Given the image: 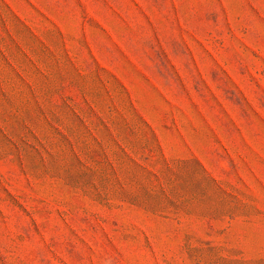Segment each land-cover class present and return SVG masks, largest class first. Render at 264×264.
<instances>
[{
	"label": "rangeland",
	"instance_id": "rangeland-1",
	"mask_svg": "<svg viewBox=\"0 0 264 264\" xmlns=\"http://www.w3.org/2000/svg\"><path fill=\"white\" fill-rule=\"evenodd\" d=\"M0 264H264V0H0Z\"/></svg>",
	"mask_w": 264,
	"mask_h": 264
}]
</instances>
